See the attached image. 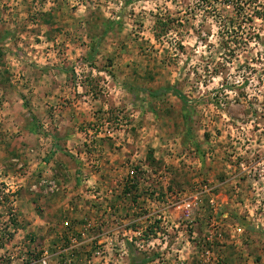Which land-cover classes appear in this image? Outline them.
<instances>
[{"label": "rangeland", "instance_id": "obj_1", "mask_svg": "<svg viewBox=\"0 0 264 264\" xmlns=\"http://www.w3.org/2000/svg\"><path fill=\"white\" fill-rule=\"evenodd\" d=\"M157 18H169V27L156 26ZM227 19L235 29L222 32ZM14 83L22 87L21 122L43 144H65L63 154L84 163L82 180L100 179L86 182L93 195L66 199L71 210L53 217L59 191L48 189V179L34 188L35 149L3 163L14 179L18 172L27 181L10 187L0 167V264L9 262L1 255L22 264L18 258L44 249L51 260L71 232L89 240L113 216L123 220H117L123 233L145 207L137 201L142 183L135 194L122 193L132 169L159 193L207 184L212 192L204 202L214 201L191 213L192 223L169 228L167 243L154 242L159 261L145 264H182L178 254L196 264L207 237L215 254L209 264H264V0H0V88L13 92ZM39 84L62 93L60 101L42 102L41 116L32 110ZM65 108L82 117L60 126L54 111ZM101 144L109 150L99 151ZM241 159L252 163L249 172H240ZM150 208L153 217L169 213ZM170 212V220L185 218L180 209ZM44 216V223L34 222ZM134 250L129 246L128 254L136 257ZM130 256L120 264H131Z\"/></svg>", "mask_w": 264, "mask_h": 264}, {"label": "built area", "instance_id": "obj_2", "mask_svg": "<svg viewBox=\"0 0 264 264\" xmlns=\"http://www.w3.org/2000/svg\"><path fill=\"white\" fill-rule=\"evenodd\" d=\"M0 105H2V103H0ZM251 164L252 163L246 164V162L242 159L238 162L241 171L248 170L249 172ZM127 179H129L130 184L136 182V187L139 188V190L140 183L145 186L143 192L140 191L137 193V201L142 198L145 202V207L141 208L140 206L137 208L139 215L130 220V227L124 230L123 233V224H119L117 222V220H123L117 218V216H113L110 220L105 221L104 223H98L97 225H99L100 230L98 231L97 236L92 237L89 240H83V238H79V235L71 232L67 238V246L65 248H60V250L52 256L51 260V254L47 249L42 250L38 256L30 258V260H27V257L24 258V256H21V258L18 259L21 261L24 259L26 261L22 264H74V261L78 259L84 260L85 264H88L91 261H101V264H109V262H112L113 264L118 262V264H120V262L125 259L124 257L130 256L128 254V245L131 244L135 249L134 252L136 254L143 249V251H146L145 257L150 260L149 262H158L159 258H157V256H162V253L158 254L152 252L154 242H157L158 244L167 243L169 228L174 227L175 229H178L180 223L184 221L192 223V220L189 219L191 213L201 212L206 206L211 207L214 204L212 197H209L206 203L204 202L205 197L210 196L208 194L212 192V188L207 186V184H201L191 190L180 189L177 192H167L168 189L165 188L164 191L161 190V193H159L158 190L150 188L148 178L146 176H144V178L137 176L133 169L129 171ZM49 184L51 187V183ZM50 190H54V188ZM131 193L135 194L136 191L133 190ZM153 204L156 206L160 205V207L164 206V209H167L169 213L162 211L153 217V214L155 213L151 211L150 208ZM108 209L110 210V207ZM179 209L182 211V214L185 215V218L180 217L170 220L172 217L170 210L174 212ZM153 223H156V226H154V232L151 233L149 230L151 229ZM64 224L67 225V222H64ZM159 227L162 229L161 232H159ZM235 231L240 233L241 228L236 227ZM81 234L84 235L83 233ZM191 239L194 240L193 244L198 245L200 239H197L195 236H192ZM204 244L205 245H203L204 247L200 250L199 255L196 256V264H209L215 258L213 240H211L210 237H207ZM82 246L85 248V254H83V256L82 254H75L76 249L82 248ZM76 255L81 258L76 259ZM152 256H156V258L151 260ZM1 257L9 260V262L5 264H14L15 262V260H13V255H9L8 257L1 255ZM188 257L189 255L184 256L181 254H178L177 256L182 264L187 261Z\"/></svg>", "mask_w": 264, "mask_h": 264}, {"label": "crops", "instance_id": "obj_3", "mask_svg": "<svg viewBox=\"0 0 264 264\" xmlns=\"http://www.w3.org/2000/svg\"><path fill=\"white\" fill-rule=\"evenodd\" d=\"M14 85L15 87H13L16 88V90H14L13 92H10L5 88H0V103H2V105H0V159L2 160L0 162V167L6 169L5 171L8 172V163L7 165H4L3 163L7 162L8 159L10 160V158L13 157L18 151H21L23 149L27 151V147H32L33 149H35L38 158L35 159L34 163L33 161L31 163L32 178L34 179L33 181H36V185H34V188L37 191L40 190L41 179H48L49 181H51V187H48V189L54 188L55 191H59L56 193V195H52L56 196L57 198H55L56 200L53 203L51 202L53 206L51 210L52 216L54 217L55 214L61 216L62 212L65 211L64 209L71 210V208L68 206L69 204L66 203V199L73 196H78L81 198L93 195V191L88 190L86 182L98 183V180L100 179L99 174L96 177L93 175L86 176L85 179L82 180V172L85 171V169L83 170L84 163H76L71 158L66 157L62 152L63 150H61V147H64L65 144H43L42 135L34 134L32 129H30L32 128V126L31 124H28V122L25 124L21 122L18 114V109L20 106L19 103H21L22 99H20L21 97L18 96L19 94H17V91H19L18 89L22 87H20L17 83H14ZM20 91L23 90L21 89ZM33 95L34 97L32 99H37L39 102L34 105V108H32V110L35 115L41 116L44 115V111H46V108L44 107V105H42V102L46 101L47 98L52 100V102H57V100L60 101L62 93H59V88H57L56 86H54L53 89H50L48 93V89L43 90V88L39 84ZM69 96H71V94H67L65 97ZM68 106L72 107V105ZM68 106L66 108L69 109ZM66 108L62 112L54 111V113L56 114L53 115V117H57L62 120L60 122V126L62 124L73 125L72 123L75 124V120H77V118L82 117V113L80 112L77 113L75 111V113L74 111H70L66 113ZM57 118H55L54 120H56ZM64 118H66V120H63ZM11 120H13V123H9ZM9 133H15V135L11 137L10 135H8ZM31 139L33 140V143L31 142L30 144L29 141ZM71 145H73L75 148H79L78 145H80V147H83V144H66L68 148L71 147ZM101 146L102 148L98 150L103 151V153H105L107 150H109L108 148H110L109 145L106 144H101ZM112 158L117 159L118 155L113 154ZM103 164L104 163H102V165L100 166H103ZM9 175L10 173L8 172V176L5 179L6 184H9L10 187H12L15 182L18 183L16 185L17 187L25 188L24 184L27 181H25L24 179L25 176L19 175L18 172L13 173V176L15 177L14 179L11 175V177ZM103 175L105 176V174ZM231 179L233 180V177H231ZM236 191H238V189ZM62 198H64V201H61L63 200ZM45 211L47 212V210ZM46 218L47 216L41 218L36 217L34 222L44 223L46 221Z\"/></svg>", "mask_w": 264, "mask_h": 264}, {"label": "trees", "instance_id": "obj_4", "mask_svg": "<svg viewBox=\"0 0 264 264\" xmlns=\"http://www.w3.org/2000/svg\"><path fill=\"white\" fill-rule=\"evenodd\" d=\"M236 7H237V5H236ZM214 10H217V8L216 7H212ZM239 9H241L240 7H238ZM239 9H236V13L237 12H239ZM256 13H258L259 14V12H258V10H256ZM168 19L169 18H165V19H162V18H157V20H156V26H160V27H162V28H165V29H167L168 27H169V25H168V23H167V21H168ZM221 23H222V27H221V31L223 32V31H226V32H228V31H230L231 30V28L230 27H232L233 29H235V26H233V23H234V21H233V19H227L226 21L225 20H221ZM168 26V27H167ZM136 169H139V168H136ZM137 186V184H136V182L135 183H133V184H130V181H129V179H127L126 180V182H125V184H124V186H123V194H131V192L133 191V190H136V187ZM133 201H136V197H135V199L133 198ZM153 226H151V229L149 230L150 232H152L153 231ZM128 246H132L131 244H129ZM130 253H131V260H132V262H131V264H145V263H147V262H149L150 260H148L145 256H144V254L143 253H137L138 255H140V256H138L137 254V256L136 257H134L133 256V252L132 251H130ZM153 259V256H152V258H151V260Z\"/></svg>", "mask_w": 264, "mask_h": 264}]
</instances>
